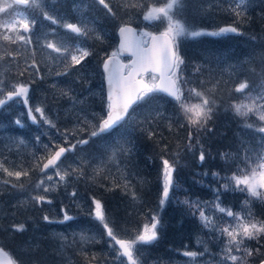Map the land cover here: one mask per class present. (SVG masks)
I'll use <instances>...</instances> for the list:
<instances>
[{
    "label": "trees",
    "instance_id": "trees-1",
    "mask_svg": "<svg viewBox=\"0 0 264 264\" xmlns=\"http://www.w3.org/2000/svg\"><path fill=\"white\" fill-rule=\"evenodd\" d=\"M77 2L79 0H52L51 3L49 0H43L45 10L51 15L59 12L70 13L69 19H72V8ZM109 2L116 12L115 18L107 15L102 6L94 1L90 3L87 11L89 22L92 23L96 31L97 29L106 30L105 32L109 36L107 51L106 45L100 44L99 40L94 38L86 40V45L91 51H94V55L90 58L87 57L82 63L91 65L97 61V67L93 68V73L98 76L94 82L99 84L102 82L100 64L103 58L109 54V50H114L116 28L129 20L136 25V20L129 18L133 14L143 20L141 9H124L121 6L122 0H109ZM147 2L148 0L145 2L146 7ZM50 4L56 13L47 9L46 6ZM226 5L227 0H181V4L174 9L178 19L196 29L216 31L220 27L233 24L239 29V34H226L219 37L201 36L195 39L180 37L178 40L179 54L185 61L181 65L183 78L187 82L184 84L185 95H188L187 89L196 88L215 101L212 117L207 125L202 129L189 126L173 99L162 93L155 94L149 104H141L136 108V120L141 123L134 122L131 126L118 127L110 133L92 137L88 144L77 145L73 151L66 154L63 161L71 156L76 160L75 164L80 163L79 172L83 173L81 179H78L69 189L57 191L52 196L51 202L55 207L54 210H50L48 207L42 208L39 215L34 210L31 215L33 205L26 206V212L18 209L19 213L22 212L23 217L18 215L14 217L18 224L24 225L23 231L13 230L15 233L9 231L12 229L8 222L13 221V216H9V208H5L6 204L8 205L5 193L9 195L11 192V187L6 185V189L3 190L0 197V246L10 253L17 264H60L58 259L63 261L65 258L63 254L54 250L60 243L56 236L38 245L37 250H28L18 257L16 251L13 252L20 246L19 244L30 239L26 230L35 224L39 223L40 230L38 231L41 233L48 231L41 214L58 222L63 220L64 211H67L74 219L67 221L66 227L69 222H80L82 226H90L95 232V236H98V232L103 231L101 235L103 238L104 229L100 222L94 218L92 210L79 206L78 199L81 196L88 201L92 197L99 199L104 206L110 226L122 237H134L145 223H150L153 214L158 216L160 220L159 238L151 244L142 245L143 253L139 254L140 264H150L152 260L154 261L152 264H180V261L186 262L182 264H189L191 258L183 255L185 251L203 253L198 255L191 264H207V260L209 263L217 261L216 264H219L218 261L221 258L217 253L220 248L211 239L218 232L203 227L199 214L194 215L192 210L182 203L185 199L211 204L219 196L221 205L230 208L233 212L246 214L250 211L256 220H264V200L251 197L246 191L233 190L231 187L224 190L222 187L226 182L224 178L231 177L233 173H238L239 169L246 166L244 159L246 151L251 157H255L261 151L260 146L264 133L255 131V127L261 126L262 122H259L253 114L247 118L237 116L231 106L243 99V94L235 91V87L240 82L247 80L250 86L256 87L264 79V0H251V6L247 9L245 16L240 19L224 11L223 7ZM94 7L101 9L105 15L94 18L96 15L92 13ZM30 15L36 19V25L31 39L32 43L26 45L28 46L26 59L23 53L19 54L16 58L21 62L15 63V60L7 56L6 53L9 51L19 52L23 45L9 44L0 40V47L4 54V59L0 63V78L4 79L5 84L28 83L30 105L44 107L46 115L56 124V128H51L42 121L37 125L27 121L32 132H37L41 137H46L50 132L57 134L55 137L60 136V141L70 146L75 144L78 139L89 138L92 129L87 124H83L82 119L76 117L70 110L67 109V113L61 112L65 109L63 106L69 107L71 101L64 99L61 91L59 93L51 85L50 81L55 77L51 74L56 73L47 72L41 76L44 69L57 63L62 66L59 72L65 71L64 64L67 61H63L60 57L48 56L47 58L43 50L46 41L60 42L59 39L65 37L61 36L58 30L61 24H52L45 20L40 9H31ZM165 24V21H159L154 31L161 30ZM67 38L69 41L72 40L69 36ZM74 44L75 42L72 41L70 45ZM33 51L39 73L25 77V72L23 76H20L19 73L26 67L24 61L27 60L28 64L32 62ZM101 51L105 53L99 56ZM78 69L79 65L71 68L72 72L69 76L64 75L60 79L58 76V83L72 82L74 86L70 90L71 93L77 90L87 94L86 98H82L84 103L81 106L87 107L89 112H98L100 111L98 106L93 107L95 102L98 103V100L94 101V96L90 95L92 86H88L80 77L74 76ZM31 86H33V90ZM193 102L196 101L193 100ZM23 108L22 101H9L0 110V127L6 126L7 131H11L13 119L19 116L22 117L19 119L27 120L29 117L20 113L23 112ZM157 111L162 115L156 117ZM99 116L97 115L94 120L98 121ZM37 119L39 120V117ZM147 120H150L151 123H148ZM245 123H252L254 128L244 127ZM77 124H81L84 131L76 128ZM74 128H76L75 134L69 135L68 140L65 141L61 133H64L66 129L71 131ZM141 128L151 130L154 133L152 138H149L148 131H141ZM190 133L191 141H189ZM118 143L123 144L130 151L119 155L117 162H109L108 158ZM189 143L192 145L191 148H189ZM201 150L205 152L206 157L203 163L199 161ZM3 154L1 156L5 157L7 152ZM15 155L12 154L13 157ZM161 157L177 162L176 171L173 174L175 186L170 190L169 199L163 206L160 205L162 193ZM4 160L6 165L13 168H18L16 166H21V164L23 166V163L28 162L27 156H21L19 162H12L10 155ZM102 161L105 165L104 170L97 175L94 170ZM8 162L14 163L13 166H10ZM213 173H218L219 176H214ZM2 175L3 172H0L3 179ZM124 178H127L131 183L132 187L128 190L123 187ZM6 179L10 180L9 177ZM217 189L219 191H216ZM72 191H76L78 196L72 197L70 195ZM132 192L136 194L135 200L132 198ZM36 208L39 207L36 206ZM206 212L213 215L214 218H222L221 222L231 221L230 217L216 212L215 209H211V211L206 209ZM32 217H35V220H31ZM206 235H210V241L207 244L203 241ZM5 240L8 241L6 244ZM245 245L252 249H259L258 254L249 258L248 264H257L264 258V235L258 239L245 240ZM68 246L66 254L71 253L72 264H84L87 261L104 263L102 257L95 258L89 253L84 256L76 255L73 245ZM103 246L101 243L99 249H102ZM20 247L22 248V245ZM92 247H96V245Z\"/></svg>",
    "mask_w": 264,
    "mask_h": 264
},
{
    "label": "snow or ice",
    "instance_id": "snow-or-ice-1",
    "mask_svg": "<svg viewBox=\"0 0 264 264\" xmlns=\"http://www.w3.org/2000/svg\"><path fill=\"white\" fill-rule=\"evenodd\" d=\"M145 2L146 0H122L121 6L124 9H141L145 21H166L164 31L158 35L150 32H141L139 33V37H137L135 30L127 23L119 27L118 31L121 37L119 47L103 60V70L108 83L106 114L99 116L97 124H93L87 117L82 119V123L87 124L92 129L87 139H78L75 144L69 147L56 144L53 149L48 144L43 145L47 155L34 156L33 160V167L39 168L41 173L45 174V178H42L35 185L36 190L42 189L44 193L55 190V187L59 183H66L67 178L77 171L76 169H73L71 172L68 170L61 171V159L65 156L66 152L73 151L77 145L88 144L89 139L92 137L110 133L118 127L131 126L134 122L141 123L136 120V108L141 104H149L157 93H165L171 97L191 127L202 129L211 119L215 107L213 99L196 88L187 89L188 95H185L184 84L187 82L184 80L181 71V65L185 61L179 54L178 40L180 37L195 39L201 36L219 37L226 34H239L238 27L233 24L220 27L216 31L196 29L176 17L174 9L181 4V0H148L147 7L145 6ZM94 3L102 6L107 15L113 18L116 17V12L109 0H94ZM16 6H23L27 10L38 8L45 20L50 21L52 24L61 23L55 16L45 10L43 0H0V14L8 15V19L0 17V29L3 30L0 31V40L6 41L9 44H31V37L26 34H30L32 28L36 25V19L30 15L29 11L18 10ZM250 6L251 0H227V5L223 7V10L240 19L245 16ZM62 27L68 32L75 34L76 37L85 39L79 40L74 45L65 44L63 41L45 42L44 47L57 53L63 61H67L64 64L65 71L56 72L57 76L67 75L69 69L81 65L92 54L86 45L87 38L103 40V36L96 32L94 28H90L87 22L83 20L77 23L64 22ZM124 52L130 53L134 58L130 64H123L120 61V55ZM19 54V52L13 53L11 51L6 53L13 60ZM32 56L33 59L30 64L27 63V60L25 61L26 67L19 73L20 76H23L29 69H35L36 73H39V68L34 59V51L32 52ZM3 59L4 54H0V60ZM197 71H199V68H197ZM235 91L242 93L243 99L231 106L234 113L243 118H247L250 114L255 115L258 121L262 122L261 126L255 127V131L264 133V79L256 87L250 86L249 82L244 80L235 87ZM28 93V83L12 82L6 88L4 79L0 78V108L7 105L9 101H22L23 105L27 108V115L33 124L42 121L51 128H56L54 121L46 115L44 107L29 105ZM61 94L72 98L69 91L61 90ZM193 100L196 102H193ZM35 114H39V120ZM161 115L159 111L156 112V117ZM93 116H97V114L93 113ZM147 122L151 123L150 120H147ZM14 123L23 127V123L19 118ZM169 127H171V124H169ZM244 127L254 128V125L252 123H245ZM76 128L84 131L81 124H77ZM76 128L71 131L66 129L64 133H61L65 141L68 140L69 135L75 134ZM140 130L148 131L149 138H152L154 135L151 130L145 128H141ZM35 139L37 142H40V136H36ZM189 141H191V133L189 134ZM15 143L17 145H24L26 142L21 138L15 141ZM191 147L192 145L189 143V148ZM260 147L261 151L255 157L249 156L246 151L244 157L246 166L239 169L238 173H233L231 177L224 178L226 180L222 185L224 190H228L231 187L233 190L246 191L249 196L264 200V137H262ZM128 151L130 149L118 143L113 148L108 161L117 162V157ZM205 158V152L201 150L199 161L203 163ZM161 162L162 193L160 205L163 206L169 199L170 190L175 186L173 174L176 171L177 162L169 161V159L164 157H161ZM104 167L105 165L102 161L94 170L95 173L97 175L101 174ZM18 169L10 170L9 167L5 166V160L0 159V172L6 174L7 177H15L19 181L22 176L29 175L30 169H25L22 165L18 166ZM49 169H53L54 175L59 178L54 184H46V181H53V175H47V170ZM82 174L80 172V175ZM213 175L219 176L218 173H213ZM124 180L123 187L125 190L130 189L132 187L130 181L127 178H124ZM0 183L5 185L11 183L13 188L22 189L24 187L23 184L12 183L7 179L0 181ZM216 191L219 190L217 189ZM70 195L76 197L77 193L76 191H72ZM132 198L133 200L136 199L135 192H132ZM30 199L39 204L44 202L51 203V200H48L45 195L40 194L33 195ZM91 199L94 205V218L100 222L106 236L109 238V247L116 252L118 258H125L121 260V264H140L138 246L151 244L159 238L158 225L160 224V220L158 216L153 214L150 223H145L142 230L138 231L134 237H122L110 226V221L105 214L102 202L95 197ZM182 203L187 205L194 215L196 213L199 214L203 227L213 232H219L221 236L227 238L221 252L220 264H228V262H231V264H248L249 258L259 253L258 248L252 249L247 247L245 240L258 239L264 235V220H256L250 211L246 214L233 212L230 208L221 205L219 196L211 204L189 199H185ZM245 203L247 204V201ZM206 209L209 211L215 209L216 212L230 217L231 221L221 222L222 218H214L213 215L206 212ZM43 219L52 222L47 215ZM72 219L74 217L70 216L67 211H64L63 220L59 222L63 223ZM12 228L15 231H23L24 225L14 224ZM93 239L95 238L89 237L84 233L80 234V240L82 241ZM205 251H207V248H205ZM202 254L195 251L183 252L184 256L191 258L189 264L198 255ZM0 264H17V261L3 247H0ZM261 264H264V261H261Z\"/></svg>",
    "mask_w": 264,
    "mask_h": 264
},
{
    "label": "rangeland",
    "instance_id": "rangeland-1",
    "mask_svg": "<svg viewBox=\"0 0 264 264\" xmlns=\"http://www.w3.org/2000/svg\"><path fill=\"white\" fill-rule=\"evenodd\" d=\"M49 1L51 3L52 0H49ZM92 1L93 0H79V2L75 3L74 8H72V14H73L72 19L73 20L69 19V15H71L70 13H68V14L63 13V12L56 13L55 10H53L54 7L52 6V4H50L49 6H46L47 9H49L51 12L56 13V14H53V16H55L61 22L60 23L61 25H59L58 30L60 31L61 36H64L65 38L59 39L60 41H63L65 44L70 45V44H72V41L75 42V44H76L79 40L85 39V38H78L75 36V34L70 33L66 29H64L62 27V24L64 22L77 23V22L83 20V21L87 22V24L90 28H94L90 24L89 17L87 15V11L89 10L88 6L90 5V3ZM16 8L18 10H21V11H29V13L31 12V10L24 9L23 6H16ZM5 15L7 16V14H0V17L1 16L4 17ZM6 16H5V19H8V18H6ZM129 18L136 20V26L139 28V32H150V33H152V32H154L156 24H158V22H159V21L158 22L157 21L148 22V21H145L144 19H143L144 20L143 21L141 19H138L137 16L134 14L129 16ZM129 22H132V21L129 20ZM165 27H166V24H165L164 28H162L161 30H164ZM0 31H3V30L0 29ZM34 31H35V26L32 28L31 33L26 34V35H30V37L32 39ZM95 31H96V29H95ZM105 31H102L101 29H97L96 32H98L100 35L103 36V40L102 41L99 40L100 41L99 43L106 45L105 49L107 51V43H109V36H108V33ZM67 36H69L72 40L69 41V38H67ZM87 39H89V38H87ZM102 42H104V43H102ZM27 47L28 46L23 45L22 48L19 50V53L20 54L23 53L25 59H26ZM43 50H44L45 56L47 58H48V56L53 57V58L59 57V55L57 53L52 52L51 49H47L45 47V49H43ZM112 51H113V49L109 50V53H111ZM91 52H92V54L89 56V58L94 55V51H91ZM103 53H105V52L101 51V54L99 56H101ZM21 60H23V58H21ZM17 62H21V61H19L17 58H15V63H17ZM24 63H25V61H24ZM94 67H97V61H95V64H91V65H87L86 63H82L81 65H79V69L76 71L74 76L80 77L84 83L88 84V86H92L90 95L94 96V101L98 100V103L95 102V105H93V107L98 106V108L100 109L101 112L100 111L89 112L87 107L81 106L84 103L82 98H86L87 94L79 92L77 90H75V92L71 93L70 90H72L73 86H74L72 82L68 81V82H65L64 84L58 83L59 79L62 78V76H64V75H60L59 79H58V76L56 74H51L55 77L50 81V83L52 86L55 85L54 88L57 89L59 91V93L61 90L69 91L70 96L72 97V98H69V96L62 95L64 97V99H69L71 102L69 104V107L63 106V108H65V109L61 112L67 113V109H68L71 112H73V114L76 115V117H80L81 119H83L84 117H87V119L89 121H91L93 124H97V122L99 120L98 121L94 120L96 116H93V113H96L97 115H104L106 112V109H107V101L105 100V97H104L102 84L94 82V80L98 78V76L95 73H93ZM61 68H62L61 64H58V63L54 64L52 67L44 69L41 73V76L47 72H53V73L59 72L61 70ZM62 72H64V70ZM71 72H72L71 69H69L67 76H69L71 74ZM36 74L37 73H36L35 69H29L28 72H26L25 77L36 75ZM9 84H5V87L7 88ZM31 89L33 90V86H31ZM14 101H17V100H14ZM29 105H30V103H29ZM30 106H33V105H30ZM24 108H23V112H20V113H21V115L28 116L27 115V108L25 106H24ZM35 115H37V117H39V114H35ZM17 118H22V117L18 116L13 120L15 121ZM20 120L23 123V127L16 125L14 122L12 123L13 128L11 131H7L6 126L0 127V159H5L8 155H10L12 162L13 161L19 162L21 156H25V157L27 156L28 162L23 163V168L30 169L31 162H32V160H34V156L40 157V156H46L47 155V152L44 149L43 145L48 144L49 147L54 149L56 144H59V145L61 144L60 136L55 137L57 134H53L50 132L46 135V137L45 136L41 137L37 132H32L29 129L30 124L28 122H31L30 118H28L27 120H25V119H20ZM35 125H37V124H35ZM36 136H40V142L36 141V139H35ZM47 137H50V138H47ZM21 138L26 143L24 145H17L15 143V141H18ZM49 139H51V140H49ZM16 148H18V149L14 150ZM9 149H11V151H9ZM4 152H7L5 157L1 156V154L4 155L3 154ZM12 154H16V155L13 157ZM75 163H76V160L74 158H72L71 156H68L66 160L61 161V163H60L61 171H63V169L66 170L68 167L74 165ZM8 164H10V163H8ZM13 164H10V166H13ZM5 166L9 167V165H6V164H5ZM16 167H18V166H16ZM9 168H10V170L16 169L13 167H9ZM17 170H19V169H17ZM47 175H53V181H51V182L46 181V184H54L56 181L59 180V178L54 175L53 169L50 171H47ZM2 176L4 178L2 179L0 176V181L6 180V177H7L6 174L3 173ZM23 178L24 177L22 176L20 178V180ZM42 178H45L44 173L39 174L38 180L35 182H32L29 185V187L27 188V190H24L25 192L21 193L19 191V188H15L16 190L11 191L9 195H8V193H5V195H6L5 198L8 199V202H7L8 205L6 204L5 208H9L8 215L13 216V221L8 222L9 226L12 229V230H9L11 233H15V231H13L14 229L12 228V225H14V224L18 225L14 216L18 215L19 217H23L22 212L19 213L18 209H22L21 211L26 212V206L33 205L31 215H33V210L35 213H37L39 215V212L42 210V208L48 207L50 210L55 209L52 202L51 203L44 202L42 204H39V203H36L35 201L31 200L30 199L31 196L40 194V195H45L48 200H51L52 196L57 191H63L65 189H69L71 186L74 185V183H70L69 181H67L66 183L61 182L55 187V190L49 191L48 193H44L42 189H40V190L35 189V185ZM10 180H16V178L11 177ZM11 182L15 183L14 181H11ZM9 185H11V183H9ZM4 186H6V185L0 183V187L3 188ZM78 200H79V206L80 207L84 206L87 210L91 209L92 213H93L94 205L92 204V199H90V201H88L85 197L81 196V198ZM8 206H11V207H8ZM36 206H38L39 208H36ZM41 216L44 217L45 214H41ZM31 220H35V217H32ZM37 220L39 222V219H37ZM50 221H52V222H48V221L44 220V223H45L44 225L46 226V229L50 233H52L53 236H56L60 240V243H58V245L56 246L58 248L57 251L60 252V254H63L65 257L63 261H62V259L59 258L58 260H60V262H58V263H60V264H62L63 262H64V264H72L73 263L72 262L73 260L70 258L71 253L66 254L68 252L67 251V248L69 247L68 245H73L74 254H76V255L84 256V255H87L89 253L90 255L94 256L95 258L102 257L104 260L103 264H121V260L124 259L122 257L118 258L116 252L113 251L112 248L109 247V238L106 236L105 231H104V236L102 238L101 235H102L103 231L98 232V236H95V232H93V229L90 226H88V225L82 226L80 222H69L67 224V227H66L67 221H64L63 223H60L59 221L56 222L55 220H50ZM225 222H227V221H225ZM37 230H40L39 223L35 224V226H33L30 229H27L26 231L28 232L29 235L32 234V236L34 238H36L38 236V234L35 233L34 231H37ZM48 231H44V232L48 233ZM81 233H84L85 235H87L89 237H94L95 239L88 240V241H82V240H80V234ZM38 238H43V237L38 236ZM211 239L215 242V244L217 243V245L219 246L220 251H219V253H217V255L221 258V252H222V249L224 247V242L226 241L227 238L224 236H221L218 232ZM101 243H103L104 246L102 249H99ZM21 244H19V245H21ZM93 245H96V247H92ZM36 246L37 245L29 244V247H31L30 248L31 250H35ZM22 247H23L22 249H24V250L19 249V248H15V250H13V252H15L18 249L22 253L25 252L26 245L22 246ZM138 247H139V254H142L143 253L142 245H139ZM153 262H154L153 260L150 261V264H152ZM216 262L217 261H215L213 263H209L207 260V264H216ZM218 262L220 264V260ZM179 263L182 264V263H186V262L180 261ZM229 264H231V262Z\"/></svg>",
    "mask_w": 264,
    "mask_h": 264
},
{
    "label": "bare ground",
    "instance_id": "bare-ground-1",
    "mask_svg": "<svg viewBox=\"0 0 264 264\" xmlns=\"http://www.w3.org/2000/svg\"><path fill=\"white\" fill-rule=\"evenodd\" d=\"M92 13H94V14H96V15H94V18H100L102 15L104 16L105 15V13L103 12V11H101V9H98V8H96V7H94L93 9H92ZM94 21V20H93ZM92 22V21H91ZM91 25H92V23H90ZM14 53V52H13ZM0 54H3V49L2 48H0ZM10 57V56H9ZM10 58H12V57H10ZM0 63H2V61L0 60ZM65 145V143L64 142H61V144H60V146H64ZM61 161H63L62 159H61ZM9 163V162H8ZM10 163H11V161H10ZM79 166H80V163L79 164H74V165H72V166H70V167H68L66 170H68L69 172H71L73 169H76L77 171L75 172V173H73L70 177H68L67 178V181H69L70 183H76V181L78 180V179H81V175H80V172H79ZM18 168H16V169H14V170H17ZM50 171V170H49ZM63 171H64V169H63ZM41 172H40V170H39V168H35V167H33V161L31 162V166H30V171H29V175L28 176H23L24 178L23 179H21V180H19V181H17V180H11V181H14L15 183H18V184H23V188L21 189V188H19V191L22 193V192H25L24 190H27V188L29 187V185L32 183V182H35V181H37L38 180V177H39V174H40ZM7 186H10L11 187V190L10 191H14V190H16L15 188H13L11 185H9V184H7ZM4 189H6V186H4L3 188L2 187H0V197L2 196V192H3V190ZM35 233H37L38 234V236H42L43 238H38V236L36 237V238H34L33 236H32V234L31 235H29L30 236V239H26L25 241L26 242H24V243H22L21 245L22 246H25L26 245V250H25V252H27L28 250H31L30 248L31 247H29V244H34V245H37L36 246V248H35V250H37L38 249V245H41V244H43V242H45V241H48V239H50V238H53V235H52V233H41V231H35ZM32 236V237H31ZM31 240V241H30ZM203 241H204V243L205 244H207V243H209V241H210V235H206L205 236V238H203ZM8 241H6L5 240V244L7 243ZM20 245V246H21ZM17 247V248H19V249H22L21 247ZM16 250V254H17V257L19 256V255H21L22 254V252L20 251V250ZM57 247L56 248H54V250L56 251V252H58L57 251ZM22 250H24V249H22ZM34 251V250H33ZM24 252V253H25ZM183 256V255H182ZM34 264V263H33Z\"/></svg>",
    "mask_w": 264,
    "mask_h": 264
},
{
    "label": "water",
    "instance_id": "water-1",
    "mask_svg": "<svg viewBox=\"0 0 264 264\" xmlns=\"http://www.w3.org/2000/svg\"><path fill=\"white\" fill-rule=\"evenodd\" d=\"M131 28H133L134 30H135V32L137 33V37H139V33H138V31H137V28L135 27V26H133L132 24H128ZM121 26V25H120ZM119 26V27H120ZM119 27H118V29H119ZM118 29H117V37H118V41H117V48L119 47V44H120V39H121V37H120V35H119V31H118ZM160 32H162V31H159V32H156V33H152V34H156V35H158ZM120 56H129L130 57V59L128 60V64H130L131 62H132V60L134 59L131 55H130V53H128V52H124V53H122ZM120 61L123 63V64H126L125 62H123L122 60H121V58H120ZM101 69H102V72H103V74H104V81H105V89H106V97H107V95H108V83H107V78H106V74L104 73V70H103V62H102V66H101ZM162 94H164V95H166L165 93H162ZM167 96V95H166ZM167 97H169V96H167ZM169 98H171V97H169ZM65 147V146H64ZM66 154V153H65ZM63 158V157H62ZM41 172V171H40ZM118 247V246H117ZM7 252V251H6ZM8 253V252H7ZM125 259V258H124ZM261 261H264V259L263 260H261ZM261 261L258 263V264H261ZM85 264H97V263H95V262H92V261H89V262H87V263H85Z\"/></svg>",
    "mask_w": 264,
    "mask_h": 264
}]
</instances>
